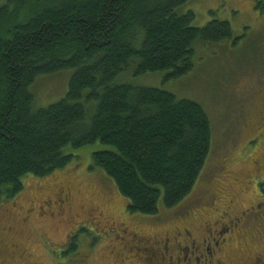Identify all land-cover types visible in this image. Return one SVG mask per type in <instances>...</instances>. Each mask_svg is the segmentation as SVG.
<instances>
[{"label":"trees","instance_id":"trees-1","mask_svg":"<svg viewBox=\"0 0 264 264\" xmlns=\"http://www.w3.org/2000/svg\"><path fill=\"white\" fill-rule=\"evenodd\" d=\"M188 0H6L0 6V202L22 189L28 174L65 168L77 150L91 154L128 201V210L155 214L193 188L210 150L208 116L195 101L156 87L116 83L193 68L196 44L231 40L228 21L192 25ZM264 11V0L257 3ZM71 69L63 98L33 107L29 86L39 75ZM86 91V93H84ZM91 110L88 116V110ZM93 168V167H92ZM72 243V241H71Z\"/></svg>","mask_w":264,"mask_h":264},{"label":"rangeland","instance_id":"rangeland-1","mask_svg":"<svg viewBox=\"0 0 264 264\" xmlns=\"http://www.w3.org/2000/svg\"><path fill=\"white\" fill-rule=\"evenodd\" d=\"M259 1L188 0L178 12L193 11V26L202 27L212 18L228 21L237 42L196 44L194 66L179 78H166L167 71L135 75L131 67L115 79L163 89L178 99L197 102L206 112L210 150L189 194L170 208L161 196L155 214L131 213L113 180L92 166L91 154L109 147L100 143L77 150L66 147L64 151L75 156L68 166L43 177L25 175L23 189L0 202V264H168L169 252L166 258L162 252L163 261L160 254L129 250L125 244L131 243L130 233L153 244L195 224L191 229L197 237L201 224L220 214L215 212L213 193L217 197L221 188L227 196L220 202L232 199V216L264 199V182L257 191L254 178V161L264 163V11L257 8ZM5 2L0 0V6ZM71 74L65 69L37 76L29 86L33 107L63 98ZM60 191L68 195L66 205L53 201ZM90 210L102 212L115 227L100 224L95 214L88 215ZM231 236L224 251L235 263L264 247V221L247 217Z\"/></svg>","mask_w":264,"mask_h":264},{"label":"flooded vegetation","instance_id":"flooded-vegetation-1","mask_svg":"<svg viewBox=\"0 0 264 264\" xmlns=\"http://www.w3.org/2000/svg\"><path fill=\"white\" fill-rule=\"evenodd\" d=\"M262 118L264 120V115ZM245 148H247V143ZM254 166L256 171V175H254V178H256L255 187L258 191L259 186L264 182V163L261 164L260 161H254ZM258 181L261 182L257 183ZM216 195L217 194L214 191L213 206L215 212H220V214L212 217V219L204 221L200 226V234L197 235V237H194V233L191 229L192 227H197L194 224L191 228L183 226L176 229L174 233L172 232L173 234H165L161 240L159 239L153 242V244L140 237L137 233L131 232L130 235L134 241L131 240V243L129 245L125 244V246H128L129 250L133 248L150 255L160 254L163 261L164 258L162 252L165 258L169 252L170 254L167 257L169 261L168 264H264V247L247 254L242 260L235 263L230 260L229 253H225L224 251L227 249L226 241L232 240L231 235L238 229V227H241L244 224L247 217H250V220L256 219L260 222L264 221V199H262L260 203L255 204L256 207L255 205H251L249 208L242 210L239 216H232L230 214V212H232V199L228 198L226 201L220 202V198L227 196L225 188H221L219 190V195L217 197ZM55 198L56 200L53 201L58 204L63 202L64 205H66L68 203V195L64 194L62 191L58 192ZM89 212L88 215L90 217L95 214V218H98L100 224H103L105 227L112 230L115 224L113 225L106 221L102 212H95L94 210H90ZM257 214H259V217L254 218ZM121 231L122 234H129V231L126 229H121Z\"/></svg>","mask_w":264,"mask_h":264}]
</instances>
